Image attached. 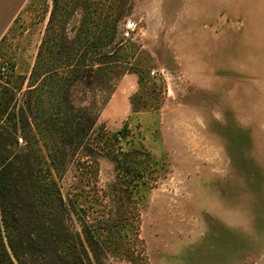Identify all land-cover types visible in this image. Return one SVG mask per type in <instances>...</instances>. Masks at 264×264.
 Listing matches in <instances>:
<instances>
[{
    "label": "rangeland",
    "instance_id": "obj_1",
    "mask_svg": "<svg viewBox=\"0 0 264 264\" xmlns=\"http://www.w3.org/2000/svg\"><path fill=\"white\" fill-rule=\"evenodd\" d=\"M60 6L73 12L65 26L72 36L79 11L73 0ZM106 6L119 13L117 43L107 52L124 47L114 56L121 66L100 74L107 95H97V127L112 133L126 125L131 138L122 147L145 149L158 173L155 187L137 194V231L123 232L138 233L147 264H264V0H106ZM53 9V0H28L0 41V103L13 99L1 119L6 124L25 106ZM96 77L75 89V105L93 104ZM42 87L43 113L49 100ZM29 122L38 144L30 139L25 147L18 136L19 146L43 171L46 148L33 117ZM98 168L102 185L113 166L102 157ZM70 183L67 172L59 184Z\"/></svg>",
    "mask_w": 264,
    "mask_h": 264
},
{
    "label": "trees",
    "instance_id": "obj_2",
    "mask_svg": "<svg viewBox=\"0 0 264 264\" xmlns=\"http://www.w3.org/2000/svg\"><path fill=\"white\" fill-rule=\"evenodd\" d=\"M73 2L79 14L68 36L65 26L73 12L62 10L60 0H53L51 21L57 32L46 28L19 116L12 112L9 123L3 122L13 99L0 103V264H110V260L147 264L138 233L123 230L137 231V194L155 187L157 161L143 148L122 147L120 141L131 138L126 125L112 133L97 127V95H107L100 74L122 64L114 58L124 47L121 42L107 52L117 43L119 13L109 10L106 0ZM94 75L93 104L75 105V89L89 84ZM39 80L49 100L43 113L37 104L43 90ZM32 117L46 148L43 171L35 168L34 158L18 142L20 136L25 147L30 139L38 144L29 122ZM102 157L113 168L100 185ZM67 172L71 183L63 189L59 180ZM28 214L32 221L24 217ZM28 225L32 232L26 230Z\"/></svg>",
    "mask_w": 264,
    "mask_h": 264
},
{
    "label": "crops",
    "instance_id": "obj_3",
    "mask_svg": "<svg viewBox=\"0 0 264 264\" xmlns=\"http://www.w3.org/2000/svg\"><path fill=\"white\" fill-rule=\"evenodd\" d=\"M28 0H0V41Z\"/></svg>",
    "mask_w": 264,
    "mask_h": 264
},
{
    "label": "built area",
    "instance_id": "obj_4",
    "mask_svg": "<svg viewBox=\"0 0 264 264\" xmlns=\"http://www.w3.org/2000/svg\"><path fill=\"white\" fill-rule=\"evenodd\" d=\"M1 70H4V68H2ZM155 73L154 72H151V75H154Z\"/></svg>",
    "mask_w": 264,
    "mask_h": 264
}]
</instances>
